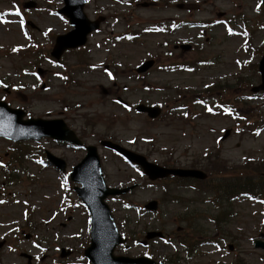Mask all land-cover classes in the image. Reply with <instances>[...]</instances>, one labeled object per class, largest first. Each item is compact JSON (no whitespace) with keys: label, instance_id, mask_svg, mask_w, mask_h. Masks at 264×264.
I'll list each match as a JSON object with an SVG mask.
<instances>
[{"label":"rangeland","instance_id":"1","mask_svg":"<svg viewBox=\"0 0 264 264\" xmlns=\"http://www.w3.org/2000/svg\"><path fill=\"white\" fill-rule=\"evenodd\" d=\"M30 1L37 3L36 9H24ZM232 1L87 0L88 17L104 15L105 24L91 35L87 48L67 51L57 63L47 59L55 39L73 30L57 13L63 0H0V101L23 109L27 117L63 119L85 145L99 147L100 141L109 140L159 165L200 169L210 177L197 182V190L176 180L151 183L137 168L99 147L107 185L136 186L126 196L108 200L120 232L129 238L118 256H148L166 264H264V249L256 246L258 241L264 244V97L252 101L248 91L259 77L251 67L235 63L251 62L255 47L259 50L264 43V7L259 0H235L241 18L247 12L257 23L255 41L245 53L241 40L229 38L222 28L204 35L181 30L164 36L157 30L159 23L172 19L202 21L220 11L232 14ZM24 18L38 29L25 30ZM180 41L192 48L176 49ZM199 58L211 62L198 66ZM259 60L257 55L255 62ZM145 61L153 62L152 68L139 76L135 70ZM186 64L192 70L164 68ZM34 66L48 75H31ZM117 98L128 102L130 110ZM139 104L161 107V116L152 120L136 113ZM227 130L230 134L221 141ZM45 151L65 160L67 173L85 156L83 150L50 140L15 145L0 139V241H6L0 264H28L26 253L33 264H87L89 213L72 189L76 184H69V174L46 163ZM218 185L261 192L233 200L216 192ZM153 201L158 203L156 213L138 212ZM217 202L223 209L217 210ZM218 218L221 224L216 226L213 220ZM150 231L168 238L144 247L141 241ZM204 241L214 244L202 246ZM182 242L200 253L188 258ZM62 248L73 254L62 257Z\"/></svg>","mask_w":264,"mask_h":264},{"label":"water","instance_id":"2","mask_svg":"<svg viewBox=\"0 0 264 264\" xmlns=\"http://www.w3.org/2000/svg\"><path fill=\"white\" fill-rule=\"evenodd\" d=\"M66 13L70 18L72 25L76 30L68 36L58 38V45L53 55L59 58L63 50L70 47H78L86 43V36L98 27L96 23H90L82 14V7L79 2L70 3L67 0ZM264 76V61L261 65ZM264 89V86H263ZM146 110V109H144ZM153 112L157 110L148 109ZM158 112V111H157ZM151 117H157L158 113L150 114ZM24 113L20 110H11L6 104L0 103V136L10 138L14 141L19 140H39L42 137H52L59 141H69L80 145L73 131L69 130L62 120L42 121L29 120L23 121ZM104 146L117 150L125 155L130 161L142 166L145 173L152 180L166 178L170 175L181 177L195 176L205 178V175L196 171L170 170L151 163L145 158L132 152H128L121 147L110 142H104ZM54 159V158H53ZM59 167L64 168L63 161L53 160ZM72 179L83 185V188H77V192L82 200L87 204L92 215V245L86 255L93 264H157L149 259H130L125 257H115L114 251L117 245L122 243L114 219L110 213L104 199L109 195L123 194L127 190L108 189L105 186L104 178L100 169V160L97 149L88 148V155L84 162L75 169ZM150 209H156L157 204L152 203ZM156 235V234H155ZM152 236V235H150Z\"/></svg>","mask_w":264,"mask_h":264},{"label":"trees","instance_id":"3","mask_svg":"<svg viewBox=\"0 0 264 264\" xmlns=\"http://www.w3.org/2000/svg\"><path fill=\"white\" fill-rule=\"evenodd\" d=\"M226 196H230V195H234L235 193L233 191H226ZM216 222V226H219V224H221V221L219 220V218L217 220H215Z\"/></svg>","mask_w":264,"mask_h":264},{"label":"snow or ice","instance_id":"4","mask_svg":"<svg viewBox=\"0 0 264 264\" xmlns=\"http://www.w3.org/2000/svg\"><path fill=\"white\" fill-rule=\"evenodd\" d=\"M258 7H259V5H258ZM16 15H19V13L17 12V13H15ZM21 24H23V21H21ZM109 77L111 78V74L109 73ZM0 203H3V201H0Z\"/></svg>","mask_w":264,"mask_h":264}]
</instances>
